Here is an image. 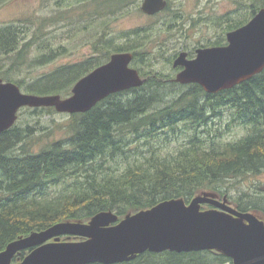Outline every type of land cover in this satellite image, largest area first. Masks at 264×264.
<instances>
[{
  "label": "trees",
  "instance_id": "trees-1",
  "mask_svg": "<svg viewBox=\"0 0 264 264\" xmlns=\"http://www.w3.org/2000/svg\"><path fill=\"white\" fill-rule=\"evenodd\" d=\"M87 1L95 6L89 16L95 21L102 18V34L94 44L96 57L61 67L27 87L3 78L30 94L69 97L80 79L112 55L132 53L133 67L147 81L110 96L88 113L71 115L62 138L45 141L49 133L35 138L36 127L19 121L0 133V253L12 242L60 223L87 224L104 212H113L120 222L161 202L189 204L198 196L226 199L241 212L259 213L264 221L263 190L254 195L232 194L234 182L264 174V71L216 95L196 84L180 86L154 68L153 61L164 57L166 44L153 38L152 26L121 35L108 31L109 15L110 22L116 21L131 13L125 11L131 3L139 7L140 0ZM239 6L247 13L207 19L215 31L222 30L221 36L199 47L227 45V34L247 24L264 8V0ZM170 12L168 2L157 16ZM168 17L163 32L175 30L186 36L185 28L197 25L177 11ZM24 35L15 23L0 27V54L10 57L13 68L30 62L50 64L64 51L50 48L32 60L34 41ZM195 50L188 53L193 56ZM177 88L183 91L170 93ZM26 109L33 115L55 112L53 108ZM237 127L246 134L233 142L226 140ZM30 251L18 254L14 262L23 261ZM228 263L233 264L219 251H166L146 252L118 264Z\"/></svg>",
  "mask_w": 264,
  "mask_h": 264
},
{
  "label": "water",
  "instance_id": "water-1",
  "mask_svg": "<svg viewBox=\"0 0 264 264\" xmlns=\"http://www.w3.org/2000/svg\"><path fill=\"white\" fill-rule=\"evenodd\" d=\"M168 0H143L141 12L154 16ZM227 45L199 48L194 59L178 55L175 78L181 85H199L210 95L239 86L264 71V8L244 26L227 34ZM132 53H117L80 79L72 95L25 93L0 79V133L12 129L24 108H54L62 114H85L110 96L142 87L146 80L132 67ZM202 205L214 209L202 211ZM61 237L81 238L62 242ZM33 249V250H32ZM32 250L20 263L21 252ZM219 251L233 264H264V221L241 212L227 200L198 196L189 204L164 201L118 222L113 212L96 215L89 223L65 222L12 242L0 253V264H118L146 252Z\"/></svg>",
  "mask_w": 264,
  "mask_h": 264
},
{
  "label": "rangeland",
  "instance_id": "rangeland-1",
  "mask_svg": "<svg viewBox=\"0 0 264 264\" xmlns=\"http://www.w3.org/2000/svg\"><path fill=\"white\" fill-rule=\"evenodd\" d=\"M77 2L88 7L80 6L76 4ZM168 2H170V14H161L157 17L144 15L141 12L143 0H140L139 7L137 4L131 3L128 10H125L126 13L127 11L131 13L112 22H110L111 15H109L106 21L110 23L108 31L116 35L152 26L153 38L161 39L160 42L166 44L164 57H159L153 61L154 68L165 74V76L174 77L176 70L173 68V62H170L171 59L182 51L192 52L200 44L203 45L207 41H216L218 40L216 36H221V29L216 30L219 31L216 32L212 25H207L208 18L215 19V17H223L227 14H232L235 17L239 15L238 13L234 14V12H240L242 15L245 12L247 13L248 9H241L239 5H251L254 0H168ZM94 7L87 0H0V27L15 23L25 33L24 36H26L27 41H34L30 49V59L35 60L42 53H48L51 50L50 48L55 50L64 48L63 53L58 55L50 64L35 65L30 62L29 65L21 68H13L10 57L0 54V79L21 81L23 87H27L28 84L53 73L61 67L83 63L96 57L94 44L102 34V18L95 21L94 18L89 16V13L92 14ZM175 11L184 19L189 20L190 23L193 20L196 21V26L191 25L185 28L187 30L186 36H182L179 31L163 32L161 29L164 26L165 19L169 15H173ZM168 19L170 18L168 17ZM40 28H42L41 32ZM39 48L43 50L40 51ZM3 75L6 79L3 78ZM26 90V88H23V92L27 93ZM182 91L183 88H177L171 89L170 93L176 94ZM70 117L71 115L58 113L56 110L52 113L45 112L33 115L29 110L23 109L19 115V123L31 124V126L36 127L33 131L35 138L49 133V136L44 140L51 141L64 136L65 127L70 121ZM225 120L228 119L225 118ZM245 134L244 128L237 127L225 139L233 142ZM260 190L264 191V174L234 182L232 194L234 197L240 196L241 193L254 195L255 192ZM227 203L235 208L234 204H230L229 201ZM254 215L259 219H263L257 212ZM72 241L76 240L70 239L68 242Z\"/></svg>",
  "mask_w": 264,
  "mask_h": 264
},
{
  "label": "flooded vegetation",
  "instance_id": "flooded-vegetation-1",
  "mask_svg": "<svg viewBox=\"0 0 264 264\" xmlns=\"http://www.w3.org/2000/svg\"><path fill=\"white\" fill-rule=\"evenodd\" d=\"M193 57L194 56H192V57H190L191 59H193ZM176 71H175V76L174 77H172L171 78V80L170 81H172V82H174V79L176 78V76L182 71V70H184V68L183 67H180V68H178V69H175ZM147 80V79H146Z\"/></svg>",
  "mask_w": 264,
  "mask_h": 264
},
{
  "label": "bare ground",
  "instance_id": "bare-ground-1",
  "mask_svg": "<svg viewBox=\"0 0 264 264\" xmlns=\"http://www.w3.org/2000/svg\"><path fill=\"white\" fill-rule=\"evenodd\" d=\"M141 76V75H140Z\"/></svg>",
  "mask_w": 264,
  "mask_h": 264
}]
</instances>
